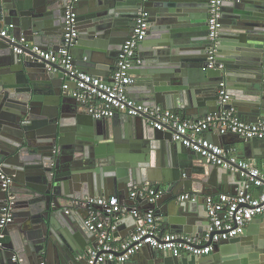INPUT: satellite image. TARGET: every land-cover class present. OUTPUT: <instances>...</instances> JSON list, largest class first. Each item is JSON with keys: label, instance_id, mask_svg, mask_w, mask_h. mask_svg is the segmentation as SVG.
<instances>
[{"label": "water", "instance_id": "water-1", "mask_svg": "<svg viewBox=\"0 0 264 264\" xmlns=\"http://www.w3.org/2000/svg\"><path fill=\"white\" fill-rule=\"evenodd\" d=\"M85 1L75 43L86 48L82 70L108 77L114 51L131 35L142 7L148 11L147 34L138 46L144 55L129 71L138 88L136 101L197 119L219 110L217 82L224 79L237 116L246 123L264 120V0L223 1L215 53L222 69L207 67V0ZM65 3L0 0V29H9L8 37L0 36V165L12 178L15 195L13 222L0 229V264H85L79 257L94 246V236L83 219L64 214L75 198L116 193L126 203L156 209L172 232H182L181 225L203 220L199 203L204 196L231 192L230 186L241 185L242 172L247 173L209 162L143 116L94 119L62 92L66 71H48L47 61L26 49L29 55L17 53L22 39L44 49L59 47ZM95 49L110 57L98 60ZM231 135L227 145L235 151L240 144L244 152L264 151V139ZM146 182L155 186L152 203L139 196L125 200ZM181 191L198 200H177ZM5 200L0 181V210ZM248 237L222 241L200 257L175 258L144 248L124 262L108 263L134 264L143 253L140 264H264V224Z\"/></svg>", "mask_w": 264, "mask_h": 264}, {"label": "built area", "instance_id": "built-area-1", "mask_svg": "<svg viewBox=\"0 0 264 264\" xmlns=\"http://www.w3.org/2000/svg\"><path fill=\"white\" fill-rule=\"evenodd\" d=\"M79 1L66 0L63 33L57 49H44L22 39L19 42L21 48L15 47V51L29 55L23 52V49H26L36 54L47 61L46 67L50 72H56L58 68L66 71L68 74L62 84V92L79 102L84 111L94 119L111 118L118 113L143 116L156 130L171 133L173 141L199 153L209 162L230 171L239 169L247 171L245 174L242 172L243 183L234 191L203 197L207 224L200 236L164 231L162 217L157 215L153 208L141 211L128 207L117 195L109 198L85 196L73 199L70 208L65 212L69 214L73 208L83 209L85 212L83 224L95 238L94 246L79 258L84 257L85 264L124 262L143 248L167 252L175 258L186 254L200 257L210 254L215 244L241 236L253 218L264 213V168L255 167L249 161L237 157L234 155V147H223L205 134L213 131L221 136L231 133L244 139H264V120L246 123L237 116L235 108L228 105L231 95L224 79L218 82L219 110L196 120L187 119L159 105L151 106L130 98L127 87L134 79L129 71L132 65L140 63L137 50L148 30V11L142 7L137 11L131 35L118 51L114 69L108 78L78 68L74 63L71 49L78 37L76 7ZM223 1L207 0L208 68H223V63L215 62ZM0 36H9L8 27L0 29ZM0 181L1 188L6 193L5 204L0 210L2 229L13 221L15 195L10 190L12 178L1 165ZM144 185L141 189L134 187L128 198L134 200L139 196L144 201L152 203L156 198L155 186L149 183ZM177 198L181 201L195 202L198 195L184 193ZM125 214L135 219L136 227L131 234L121 238L115 233L117 219ZM0 237H3L1 231ZM13 260H16V256Z\"/></svg>", "mask_w": 264, "mask_h": 264}, {"label": "crops", "instance_id": "crops-1", "mask_svg": "<svg viewBox=\"0 0 264 264\" xmlns=\"http://www.w3.org/2000/svg\"><path fill=\"white\" fill-rule=\"evenodd\" d=\"M85 2L86 1L83 0V1H81L79 3L80 5L77 6V16L79 14H81L82 12L87 10L88 5ZM87 3H90V1L87 0ZM4 28H6V27H4ZM61 29H62V26H61ZM77 29H78V26H77ZM61 37H62V33H61ZM87 39H89V36L87 38H85V40H87ZM50 46L48 45V49H52ZM74 47H75V50L72 51V54L74 56L75 65L78 68L86 67L85 63L88 60V57L87 58L85 57V56H87L86 48L83 47V45H80V44L75 45ZM104 51L105 50H101V49L93 50L94 53L98 54V57H97V54L95 55L98 60H103V59H106L107 57L108 58L110 57V56H107V54H106V52H108V51H106V52H104ZM114 53H115L114 54L115 55L114 58L116 59L118 51H114ZM137 55H138V57H141L144 54L139 49V51L137 50ZM114 65H115V63H114ZM114 65L112 67V70L109 72L108 77L111 75V73H112V71L114 69ZM209 80L212 81V79H209ZM133 83L127 87V94H128V96L130 98L135 100V98L137 97L138 88L136 87V84H133ZM235 103H236L235 100L233 101V99L231 97L228 105L233 106L235 108L236 112L238 113V110H237V107L235 106ZM159 106L162 107L161 104H159ZM217 106H218V102H217ZM165 109L174 111V112L180 114L181 116H183L181 114V112H180L181 110L177 111V110H175L173 108H165ZM201 116L200 115L197 116V119L202 118ZM193 117L194 116H189V117L185 116V118H187V119L195 120L196 118H193ZM205 136L208 137L213 142H215V143H217V144H219V145H221L223 147L229 146L227 144L234 139V136L231 135V133L221 136V135H218V134L214 133L213 131L212 132L211 131L207 132L205 134ZM239 146H240V148H239L240 152L237 150V151H235L234 155H236L237 157H239L241 159H245V160L249 161L255 167L264 168V151L263 150H259L257 148L256 149L254 148V149H251V150H247V152H244V151H242V145L241 144L237 145L236 147H239ZM164 185L166 186V184L163 183L162 186H164ZM230 187H231L232 191H234L237 188V186H234V185H231ZM184 193H189V192L181 191V192H179V195L180 194H184ZM115 195H117V194L115 193ZM115 195H112L110 197H114ZM125 200H127L129 202L131 201V199L128 198V197ZM177 200H178V198H177ZM127 205H128V207L131 206L132 208H136V209L141 210V211L145 210V209H143L144 203H141V202H137L136 201L133 204L127 203ZM155 211H156V209H155ZM199 212H200V215H201L203 220L201 222L196 221L195 223L192 222L190 224L185 223L184 225H181L182 232H172L170 230L171 227L166 222V217L161 216L162 217L161 221H162V224H163L164 231H169V232L178 233V234H188V235H191V236H199V235H201L203 233L205 227H206V224H207V217H206V214H205L206 211H205V207L203 205V202L199 203ZM64 214H66L68 216L70 215L73 218L80 219V220H82L85 217L84 210L83 209H77V208H73L69 214H67L66 212H64ZM262 217L264 218V213L253 218V220L247 225L245 231L241 235L243 237V239H248L249 238L248 234H257L258 232H260V230L262 228V224H264V221L263 222H259V218H262ZM135 227H136L135 219L132 216H130L129 214H125V215H122V216L118 217V219H117V230H116L115 233L117 234V236L123 238V237L128 236L129 234H131L134 231ZM87 231L89 232V234H91L88 229H87ZM85 239L88 240V238H85ZM93 239L94 240L90 241V243L91 242L95 243V238H93ZM142 250H144V248L141 249V251H139V252H143ZM141 254H142V256L141 257L139 256V258H136L135 261L132 260L134 264H140L142 262V260L145 258L143 253H141ZM105 264H114V263L105 262Z\"/></svg>", "mask_w": 264, "mask_h": 264}]
</instances>
